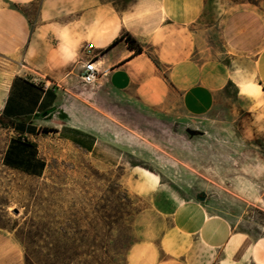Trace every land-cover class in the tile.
Segmentation results:
<instances>
[{
  "label": "crops",
  "instance_id": "obj_1",
  "mask_svg": "<svg viewBox=\"0 0 264 264\" xmlns=\"http://www.w3.org/2000/svg\"><path fill=\"white\" fill-rule=\"evenodd\" d=\"M8 4L36 11L24 15ZM205 15L206 0H0V60L10 65L0 63V118L10 134L1 166L37 178L50 140L97 154L104 134L122 131L120 112H154L218 135L235 168L230 182L255 196L254 187L261 190L254 207L264 213V154L251 141L260 134L264 149V46L246 77H236L229 56L200 60L196 26ZM122 34L141 52L123 40L112 44ZM88 60L99 74L84 86L79 74ZM226 104L238 115L234 129ZM161 215L168 223L130 244L123 264H264V235L213 212L206 199L177 197ZM23 257L12 233L0 229V264H23Z\"/></svg>",
  "mask_w": 264,
  "mask_h": 264
},
{
  "label": "rangeland",
  "instance_id": "obj_2",
  "mask_svg": "<svg viewBox=\"0 0 264 264\" xmlns=\"http://www.w3.org/2000/svg\"><path fill=\"white\" fill-rule=\"evenodd\" d=\"M206 1V15L196 26L200 60L229 56L237 78L252 74V61L264 46V0ZM21 9L33 15L36 5ZM232 95V88L224 92L227 100ZM226 106L234 129L238 115ZM173 118L120 112L115 120L122 131L114 138L104 134L99 153L92 155L52 138L37 178L0 164V225L13 228V235L40 224L43 242L34 239L35 245L59 241L70 248L44 256L30 247L31 264H123L130 244L157 235L168 223L161 214L169 213L177 197L201 194L213 212L229 216L254 237L264 235V213L254 207L261 204L256 197L263 192L254 187L255 196L250 187L230 182L235 168L220 151L218 135L210 139L200 127ZM211 124L219 125L217 115ZM186 130L197 134L189 136ZM9 137V126L0 123V155ZM232 137H237L235 130ZM255 137L251 141L264 154L261 135ZM152 174L158 178L144 177Z\"/></svg>",
  "mask_w": 264,
  "mask_h": 264
},
{
  "label": "trees",
  "instance_id": "obj_3",
  "mask_svg": "<svg viewBox=\"0 0 264 264\" xmlns=\"http://www.w3.org/2000/svg\"><path fill=\"white\" fill-rule=\"evenodd\" d=\"M210 1V0H208ZM8 7L12 10H15L21 14L25 13L21 9V7H18L13 4H8ZM206 10H207V1H206ZM118 40H123L126 46L133 50L134 53H140L141 49L140 47L136 44V42L127 34H122L119 36V38H116L113 42H117ZM3 119L0 118V123H3ZM33 228L31 232H25L22 233L21 231H16L13 233L14 238L18 241V243L22 246L23 248V264H31V251L29 250L30 247H35L38 251L39 254H43L44 256H49L52 254H60L65 252L66 250H69L67 247H65L63 244H61L59 241L55 242L54 244H42L40 246L35 245L36 242H34V239L40 240L37 242H43L41 241V238L44 234L42 233V230H44V226H41L40 224L36 225H31ZM0 229L7 230L8 232L13 231V228H6L4 226L0 225ZM32 239V240H31ZM127 250V249H126ZM55 264H63L62 262H54ZM39 264H47L46 261L41 260Z\"/></svg>",
  "mask_w": 264,
  "mask_h": 264
},
{
  "label": "built area",
  "instance_id": "obj_4",
  "mask_svg": "<svg viewBox=\"0 0 264 264\" xmlns=\"http://www.w3.org/2000/svg\"><path fill=\"white\" fill-rule=\"evenodd\" d=\"M98 71L94 66L93 61L88 60L83 63L79 74V81L84 86L93 85L98 78Z\"/></svg>",
  "mask_w": 264,
  "mask_h": 264
},
{
  "label": "water",
  "instance_id": "obj_5",
  "mask_svg": "<svg viewBox=\"0 0 264 264\" xmlns=\"http://www.w3.org/2000/svg\"><path fill=\"white\" fill-rule=\"evenodd\" d=\"M186 133H187L189 136H193V135H196V134H197L196 131H191V130H186ZM198 199H199L200 201H202V200H203V196L201 195L200 197H198Z\"/></svg>",
  "mask_w": 264,
  "mask_h": 264
},
{
  "label": "flooded vegetation",
  "instance_id": "obj_6",
  "mask_svg": "<svg viewBox=\"0 0 264 264\" xmlns=\"http://www.w3.org/2000/svg\"><path fill=\"white\" fill-rule=\"evenodd\" d=\"M202 195V194H201ZM200 197V196H197V198ZM204 199V198H203Z\"/></svg>",
  "mask_w": 264,
  "mask_h": 264
}]
</instances>
